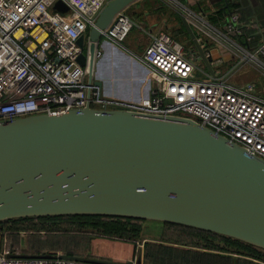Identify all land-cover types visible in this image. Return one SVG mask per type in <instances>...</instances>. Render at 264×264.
Listing matches in <instances>:
<instances>
[{
	"label": "water",
	"instance_id": "water-1",
	"mask_svg": "<svg viewBox=\"0 0 264 264\" xmlns=\"http://www.w3.org/2000/svg\"><path fill=\"white\" fill-rule=\"evenodd\" d=\"M136 0H109L89 30L92 54L103 29ZM56 9L69 8L56 0ZM183 21L215 72L185 13ZM86 35L78 43L84 47ZM121 55L140 68L134 83L104 92L140 99L150 92L148 68L123 43ZM85 53L79 60L85 62ZM105 55L99 61L103 69ZM127 92V93H126ZM65 213L155 217L213 230L264 247V157L246 151L191 117L152 116L86 106L36 113L0 122V220ZM20 255H35L19 253ZM37 255V254H36ZM113 264L98 256L62 253ZM138 264L143 263L142 258Z\"/></svg>",
	"mask_w": 264,
	"mask_h": 264
},
{
	"label": "built area",
	"instance_id": "built-area-1",
	"mask_svg": "<svg viewBox=\"0 0 264 264\" xmlns=\"http://www.w3.org/2000/svg\"><path fill=\"white\" fill-rule=\"evenodd\" d=\"M64 1L69 6L65 11L54 7L56 0H0V122L86 106L184 116L240 143L248 153L264 157V93L256 80H233L216 65L212 72L195 45L187 47L167 30H159L151 33V41L139 56L148 68L149 94L140 99L107 94L96 74L102 38L93 54L88 36L84 47L78 38L95 24L109 0ZM183 10L207 55L213 56L211 45L215 44L221 51L239 54L240 65L249 60L264 65V28L259 41L247 45L252 36L246 33L248 20L239 9H230L219 22L203 8L183 4ZM133 26L134 20L123 9L102 30V37L124 44ZM82 52L84 63L79 60ZM223 60L219 56L212 61ZM13 252L9 246L0 248V264H113L61 252ZM129 260L138 264L139 259Z\"/></svg>",
	"mask_w": 264,
	"mask_h": 264
},
{
	"label": "rangeland",
	"instance_id": "rangeland-1",
	"mask_svg": "<svg viewBox=\"0 0 264 264\" xmlns=\"http://www.w3.org/2000/svg\"><path fill=\"white\" fill-rule=\"evenodd\" d=\"M186 1L188 2L189 0H137L131 3L124 10L134 20V26L124 39V44L127 47H131L130 50L133 53L142 56L146 46L151 41V33L159 30H167L173 36L184 42L187 47H192L193 39L182 18V13L184 12L182 3ZM89 30L86 36H88ZM105 39L110 40L107 37H102L101 44H105ZM105 46L107 47L106 44ZM112 53L114 55V50ZM115 60L124 69L128 67L137 69L131 61H128L121 55H117ZM233 65L227 62L225 69H229ZM101 68L102 66L99 67L98 63L96 74H98V70L104 71ZM234 72L231 77L233 80H256L264 93V65L249 60L241 64ZM106 82L107 84H111L108 80ZM112 85L115 88V85ZM7 219L4 220L7 222ZM22 220L13 224L12 227L14 230L12 233L14 236L12 237L10 235V237L15 241H19L21 231H24L36 241L40 240L46 243L48 248L51 249L50 252H74L93 256L95 253L104 251L116 257L126 256L127 254H132V251H134L133 255L135 257H142L147 261L148 257L146 253L149 251L181 253L190 248L222 251L225 253L230 251V243L216 239L215 241L220 240V245L226 246L227 248L224 250L216 247H208L201 238H198L199 236L196 235V231H192L184 225L155 217L136 216L130 219L132 221L131 223H137L140 226L139 234L135 236L100 233L92 224L76 223L65 215L57 218L35 217ZM12 222L15 221L12 220ZM254 247L264 254L263 246L254 244ZM242 255H245L246 259H252L257 264H264V257H258L250 253H243ZM254 262L246 261L244 263L256 264Z\"/></svg>",
	"mask_w": 264,
	"mask_h": 264
},
{
	"label": "trees",
	"instance_id": "trees-1",
	"mask_svg": "<svg viewBox=\"0 0 264 264\" xmlns=\"http://www.w3.org/2000/svg\"><path fill=\"white\" fill-rule=\"evenodd\" d=\"M137 1V0H136ZM133 3V2H132ZM220 7L210 14L213 21L219 22V20L225 15L230 9V0H221ZM238 4V3H237ZM131 5V3L129 4ZM128 5V6H129ZM264 5V4H263ZM127 6V7H128ZM126 7V8H127ZM240 8V6H239ZM244 14L249 13L248 9L244 12V8H240ZM183 18V17H182ZM185 24V23H184ZM186 26V24H185ZM187 27V26H186ZM185 27V29H186ZM188 29V28H187ZM186 29V30H187ZM248 29V28H247ZM255 29H248L246 33L253 37V44L257 43L260 39V33H254ZM257 39V41H255ZM193 41V40H192ZM195 45L194 41L192 47ZM104 47L107 48L104 44ZM69 217L72 221L76 223H89L98 229L100 233L105 234H116L119 236L130 235L135 236L139 234L140 226L137 223H131L130 219L136 216H126V215H112V214H100V213H67V214H56V215H27L8 218V221H23L22 219H30L35 217ZM138 217V216H137ZM170 222V221H169ZM177 223V222H172ZM184 225L185 227L196 231L199 239L204 242L208 247H216L219 249H226V246L220 245V240L225 243H230L229 252L211 251L205 249H186L185 252H161L152 251L147 252L148 262L150 264H245L244 262L250 261L254 262L252 259L249 260L241 256L243 253H250L258 257H264V254L254 247V244L247 242L243 239L236 238L230 235L222 234L213 230L198 228L194 226L185 225L182 223H177ZM216 239H220L215 241ZM259 248V247H258ZM69 254H80L74 252H68ZM239 253V254H235ZM83 255V254H80ZM171 255L170 257H167ZM257 264V262H254Z\"/></svg>",
	"mask_w": 264,
	"mask_h": 264
},
{
	"label": "crops",
	"instance_id": "crops-1",
	"mask_svg": "<svg viewBox=\"0 0 264 264\" xmlns=\"http://www.w3.org/2000/svg\"><path fill=\"white\" fill-rule=\"evenodd\" d=\"M214 2V3H213ZM208 3V4H207ZM220 1L216 0H189L188 2H184L183 4L189 5L190 7L200 10V8H203L204 10L210 12L216 11L220 7ZM238 3V4H237ZM197 4V5H195ZM264 0H230V9H239L242 13V15L248 20L247 27L245 30L248 29H255L254 33H260L261 27L264 28ZM244 8V12L247 11L248 9V14H244L242 10L239 8ZM209 9V10H207ZM228 8V11H230ZM248 28V29H247ZM261 34V33H260ZM251 35V33H250ZM261 37V36H260ZM245 41V40H244ZM253 37L249 42H246L247 45L252 46L253 44ZM103 45V44H102ZM107 48L104 47L103 45V55H105L104 62L107 64L105 65L107 69H103V64H99V67L102 66L101 69L104 71H99L97 76L99 78H103L105 80V83L107 84L106 80L110 82L111 84L107 85H127L129 83H134L136 80L134 77H138L137 75L141 74L140 68L135 67L137 69H132L130 67L128 68H123L122 66L120 67L119 64L116 62V48L114 44H107ZM126 46V44H124ZM213 45V46H212ZM212 51H213V58L212 60H215L219 56H222L224 60L222 62H213V65H216L218 69L223 73V74H231V77L235 73V69H237L240 66L239 61V54L233 53L231 51H221L222 49L215 44H212ZM127 47V46H126ZM130 49L131 47L128 46ZM114 50V55L112 51ZM101 56V57H102ZM101 57L98 60V63L101 59ZM227 62H230V64H234L232 67H229V69H225V64ZM97 63V64H98ZM258 82V81H257ZM13 224L14 222L12 221H5V220H0V248L4 246H9L11 249H13L15 253H28V254H44V253H50V248H48V245L44 243L43 241L40 240H35L34 238L29 237V234H26L24 231H21V236L19 238V241H15L12 237L14 236L13 232ZM11 227H9V226ZM8 227V228H7ZM18 234V233H16ZM12 235V237H10ZM134 251H132V254H127L126 256H116L114 257L113 255L101 251L98 253H95L93 256H98V257H104V258H110L113 260H118V261H127L130 258H136L140 259L142 257H135ZM243 257H246L245 255H241ZM143 260V263H149L148 261ZM260 261V260H259ZM150 264V263H149Z\"/></svg>",
	"mask_w": 264,
	"mask_h": 264
},
{
	"label": "bare ground",
	"instance_id": "bare-ground-1",
	"mask_svg": "<svg viewBox=\"0 0 264 264\" xmlns=\"http://www.w3.org/2000/svg\"><path fill=\"white\" fill-rule=\"evenodd\" d=\"M45 33H42V36L44 35ZM142 98H143V96H142Z\"/></svg>",
	"mask_w": 264,
	"mask_h": 264
}]
</instances>
